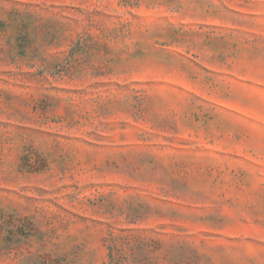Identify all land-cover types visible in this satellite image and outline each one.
<instances>
[{"label":"rangeland","instance_id":"374dc122","mask_svg":"<svg viewBox=\"0 0 264 264\" xmlns=\"http://www.w3.org/2000/svg\"><path fill=\"white\" fill-rule=\"evenodd\" d=\"M0 264H264V0H0Z\"/></svg>","mask_w":264,"mask_h":264}]
</instances>
